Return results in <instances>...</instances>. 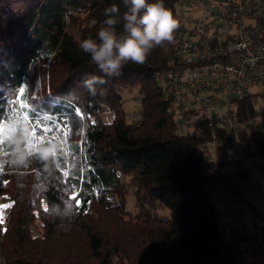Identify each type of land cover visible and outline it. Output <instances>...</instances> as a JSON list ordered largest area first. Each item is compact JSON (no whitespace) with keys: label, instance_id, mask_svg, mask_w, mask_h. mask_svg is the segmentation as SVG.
<instances>
[{"label":"trees","instance_id":"obj_1","mask_svg":"<svg viewBox=\"0 0 264 264\" xmlns=\"http://www.w3.org/2000/svg\"><path fill=\"white\" fill-rule=\"evenodd\" d=\"M175 2L164 0L178 22ZM112 5L126 11L122 0H0V264L223 263L222 208L244 202L249 171L211 160L205 114L179 117L156 85L179 22L171 42L119 76H104L79 50ZM86 74L106 81L95 95L82 86ZM134 89L139 120L127 122L122 91ZM236 140L264 157L257 126L218 132L215 144Z\"/></svg>","mask_w":264,"mask_h":264},{"label":"built area","instance_id":"obj_2","mask_svg":"<svg viewBox=\"0 0 264 264\" xmlns=\"http://www.w3.org/2000/svg\"><path fill=\"white\" fill-rule=\"evenodd\" d=\"M175 5L179 28L171 66L154 74L175 113H204L212 143L218 132L239 135L264 124V0H176ZM175 124L183 129L193 119ZM225 241L222 264H264V226L230 228Z\"/></svg>","mask_w":264,"mask_h":264},{"label":"clouds","instance_id":"obj_3","mask_svg":"<svg viewBox=\"0 0 264 264\" xmlns=\"http://www.w3.org/2000/svg\"><path fill=\"white\" fill-rule=\"evenodd\" d=\"M122 3L126 9L122 16L117 5L105 9L107 18L95 37L89 36L78 42L79 50L88 55L90 62L107 77L119 76L130 63L145 64L155 48L173 40L178 28V22L164 0H122ZM121 22L122 27L118 30ZM105 82L102 76L86 74L82 86L95 95L96 86ZM27 135L25 126L20 140L26 139ZM14 155L17 159L13 162H23L18 159L19 152Z\"/></svg>","mask_w":264,"mask_h":264},{"label":"rangeland","instance_id":"obj_4","mask_svg":"<svg viewBox=\"0 0 264 264\" xmlns=\"http://www.w3.org/2000/svg\"><path fill=\"white\" fill-rule=\"evenodd\" d=\"M136 94L135 89L132 91H122L124 98L122 108L125 111L124 116L127 122L135 119H137L136 122H138L139 120L138 113L136 112L139 108V104L135 100ZM134 112L136 113L134 114ZM111 117V114L103 113L101 115V120L108 122ZM190 118H185V120L188 121ZM94 121L97 123L99 118H94ZM257 130L264 133V124L258 125ZM220 146L221 148L217 146V144L209 142L211 151L213 152L216 150L215 154L210 157L211 160L218 162L226 158L230 160L235 159L239 163L242 170L249 171V176L241 180L239 183L242 187L244 202L240 203L238 201L240 198H235L237 201H234V206L224 205L222 208L224 214L223 221L226 228L225 232L227 233L230 228L242 229L243 224L246 225L248 230H252L257 226H264V157L253 154V150L256 147L252 142H250L247 149L238 140L234 143L221 144ZM226 167L229 170L232 169L231 165H226ZM70 196L72 197V195ZM226 199H229V197H226ZM241 205L242 208L240 207ZM126 206L129 211L132 213L135 212L136 208L133 196L127 195ZM226 208H228L229 211H226ZM157 213L158 215L165 217L169 214V210L167 208H163L159 209ZM34 226L37 228L38 222H35Z\"/></svg>","mask_w":264,"mask_h":264},{"label":"snow or ice","instance_id":"obj_5","mask_svg":"<svg viewBox=\"0 0 264 264\" xmlns=\"http://www.w3.org/2000/svg\"><path fill=\"white\" fill-rule=\"evenodd\" d=\"M21 91H23V89H21ZM36 133L34 132L33 135H35Z\"/></svg>","mask_w":264,"mask_h":264}]
</instances>
